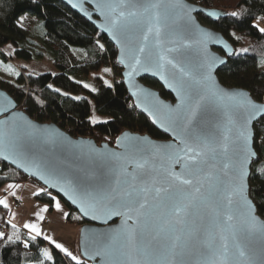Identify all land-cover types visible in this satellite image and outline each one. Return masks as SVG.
<instances>
[{
	"label": "snow or ice",
	"instance_id": "1",
	"mask_svg": "<svg viewBox=\"0 0 264 264\" xmlns=\"http://www.w3.org/2000/svg\"><path fill=\"white\" fill-rule=\"evenodd\" d=\"M97 6L102 11L108 10V22L112 31L119 33L118 39L123 42V47L131 42L137 32L141 34L142 43L138 48L128 49L132 62L125 64L130 70L124 75L136 88L132 95L138 98L153 95L132 84V77L140 70L148 72L153 68V74H159L160 79L177 93L180 103L175 110H170V115L173 124L180 129L177 133L179 144L149 149L145 147L146 142L134 138L125 146L127 156L113 152L101 157L104 166L110 165L113 159L117 162L125 159L134 165L131 173L121 170L122 174L114 173V180L113 176L103 171L74 175L39 159L29 144L37 139L51 143L55 140L50 136L37 138L28 131L31 126L17 121L14 124L16 140L9 145L11 154L24 162L20 165L24 171H28V166L35 167L45 184L50 188L59 187V192L77 205L83 215L91 214L93 219L125 217V227L122 229L94 235L93 258H100L101 264H141L134 256L142 257V264H189L185 259L188 255L201 257L195 264H257V257L259 264H264V229L259 232V249L246 248L237 241L234 244L238 254L236 257L230 254L227 243L217 247L211 237L201 240L199 230L188 233L187 239L177 234L184 231L183 228L178 229L177 225H187L194 215L208 207L213 214V223L230 222L234 212L238 211L245 217L242 235L247 239L255 232V219L251 216L253 205L248 202L245 182L252 163L258 160V153L249 147L255 133L249 131L248 125L257 114L264 118V100L258 104L244 92H232L217 85L213 72L217 65H223L226 61L209 53L207 44L218 41L212 33L192 22L183 12L182 4H166L157 0L145 6L131 0H111ZM149 11L154 23H150L147 31H144L140 17ZM231 15L235 17L237 13L232 12ZM172 16H175L173 24L165 23V27L179 37V47L163 50L160 24ZM256 27L264 33V27ZM224 48L228 55L233 54L227 45ZM165 51L168 54L176 52L179 58H169ZM239 51L246 53L248 50L244 48ZM104 71L108 72L109 69ZM104 83L111 87L108 81ZM84 87L88 88L89 85L85 84ZM216 106L223 107V130L220 131L218 123H210L207 129L197 133L195 128L198 125L194 126L193 121L198 110H214ZM98 122L93 118L92 123ZM152 122L155 124L157 120L153 118ZM117 143H121L119 138ZM3 159L7 161L9 157L5 155ZM156 159L161 161L159 167L154 162ZM12 163H16V160ZM177 167L179 172L175 170ZM223 177H227V180ZM8 187L19 185L10 184ZM40 193H46L55 202V208L60 210L61 205L55 195L45 188L35 194ZM0 204L7 207L4 200H0ZM42 211H48V207L45 206ZM36 215L39 220L44 219L39 213ZM68 215L64 213L65 217ZM128 221H132L130 226ZM12 227L15 228V225ZM23 227L28 230L30 240L34 241L42 235L36 223H25ZM20 239L19 234L5 237V233L0 232V240L5 245L20 242ZM43 239L74 264H84L79 256L52 237L45 235ZM24 247H28L27 242H24ZM42 255L45 260L53 261V256L47 250H43ZM83 255L88 256V251L85 250Z\"/></svg>",
	"mask_w": 264,
	"mask_h": 264
},
{
	"label": "trees",
	"instance_id": "2",
	"mask_svg": "<svg viewBox=\"0 0 264 264\" xmlns=\"http://www.w3.org/2000/svg\"><path fill=\"white\" fill-rule=\"evenodd\" d=\"M187 1L206 9L227 12V16L216 23L198 16L200 23L219 32L235 49L234 56L217 73V77L222 85L245 89L256 101H262L264 33L259 32L255 23L264 18V0ZM232 12H236L237 16L233 17ZM25 13L42 21L44 32L40 49L49 54V61L57 73L37 76L20 73L15 82L0 78V89L15 101L20 110L38 123L57 125L73 138H90L96 143L111 146L124 131L148 135L155 140L167 139L134 108L121 80L116 49L91 24L60 1L0 0V49L12 44L17 58L32 59L28 49L19 48L28 40L27 33L17 23ZM244 48L248 50L246 53L239 51ZM0 57L5 59L1 53ZM104 68L109 69L110 88L100 77L92 78L96 86L94 92L85 88L83 81L72 80L86 79ZM143 83L158 90L165 100H172L155 80L145 78ZM90 101L96 116L105 119L104 122L92 123ZM254 133L258 160L251 166L249 195L258 215L264 220V118L254 125ZM19 183H31L42 188L13 168L0 164V189L6 184ZM34 200L50 207L53 205L46 193L35 195ZM65 206L69 213L65 217L66 223L80 228L84 224L82 219L73 209ZM7 216L8 211L0 206V232H4L5 237L19 234L21 239L9 245L0 240V264H74L69 257L56 250H52L53 261L45 260L42 251L46 243L41 237L30 240L25 231L6 222ZM24 242L28 243L27 248Z\"/></svg>",
	"mask_w": 264,
	"mask_h": 264
},
{
	"label": "water",
	"instance_id": "3",
	"mask_svg": "<svg viewBox=\"0 0 264 264\" xmlns=\"http://www.w3.org/2000/svg\"><path fill=\"white\" fill-rule=\"evenodd\" d=\"M58 1H60L73 13L77 14L80 18L91 24L95 30L105 37L108 43H110L116 49V63L121 68V80L124 88L127 91L128 97L133 103L134 108L147 117L154 128L167 138L166 140H155L148 135H140L130 131H124L117 137L121 143L118 145L116 138L112 146L107 143H96L90 138H73L55 124H41L30 118L26 113L18 108L15 101L5 91L0 89V149H2L0 150V164L11 167L22 174L25 178L36 182L42 188L50 191L69 208L73 209L84 222V224L79 228L77 237V249L80 259L87 264H101L100 258H93L94 235L105 232H114L122 229L125 227V217L113 216L110 219L107 217L93 219L91 214L85 216L79 211L77 205L72 204L67 196H65L62 192H59V187L50 188L49 185L45 184L44 180L40 179V175L35 167L28 166V171H24V167L20 166L24 162L18 157L12 155L9 148L10 143L15 142L16 140L14 124L19 121L20 123L31 126L28 128V131L34 133L37 138L50 136L55 140L54 143H51L45 142L42 139H37L36 141L29 144L32 152L39 159H42L45 162H51L58 168L68 170L74 175H83L86 171L89 173H99L100 171H103L106 175L113 176L114 180V173L122 174L121 170L131 173L134 165L128 163L125 159H121L119 162L113 159L110 165L104 166L101 157L113 152L122 157L127 156L128 153L126 152L125 146L130 142H133L134 138H138L140 141L146 142L145 147L149 149H151L153 146L179 144L177 133L180 132V129L176 128V126L173 124L170 110H175L180 101L177 97V93L173 91L172 88L168 87L164 80L160 79V75L153 74L155 71L154 68L148 72L140 70L132 77V84L143 88L145 92L152 93L153 95H141L139 98L132 95L133 91H136V88L132 87V85L129 83V78L124 75L125 72L130 70L129 68L125 67V64L132 62L130 60V52L128 49L138 48V46L142 43V37L141 34L137 32L131 42L127 43L126 47H123V42L118 39L119 33H114L111 29V25L108 22V10L104 9L102 11L101 8L97 6L102 3L111 2V0ZM131 2H137L147 6L150 3L157 2V0H131ZM159 2L166 4H175L178 2L179 4H182L184 6L183 12L188 14L192 22H194L204 31L212 33L213 37L218 41V43L209 42L207 44V51L209 53L219 57L221 60L226 61V63L223 65H217V68L213 72V79L216 81L217 85L220 88L232 92H244L259 104L260 102L256 101L247 90L242 88L226 87L220 83L217 77V73L222 68H224L228 63V60L234 56L235 49L219 32L200 23L198 16H202L210 22L216 23L220 19L225 18L227 16V12L224 10L206 9L187 0H159ZM73 5L76 6L73 7ZM209 13H214V15H209ZM151 16L152 12L149 11L140 17L141 25L144 31H147L150 23H154V21H151ZM174 20L175 16H172L166 22L163 20L161 21V48L163 50L179 47V37L172 33L169 28L165 27V23L167 25H172ZM173 40H176L177 42L172 43L171 41ZM225 45H227L228 49L233 50L232 55H228L227 49L224 48ZM164 54L168 55L169 58L172 56H177V58H179L176 52L168 54L165 51ZM122 60L124 61L123 63H121ZM165 75H167V73ZM145 78L155 80L163 89V91L172 97V100H165L162 98L158 90L145 85L143 83V79ZM169 83H171L170 80ZM137 105H139V107H137ZM222 112V106H216L214 110H198L197 116L193 121L194 126L198 125V127L195 128V131L199 133L201 129H207L210 123H218L220 125V131H222L223 125L225 123L224 119L222 118ZM6 118L7 122H5ZM153 118L157 120V123L154 124L152 122ZM261 119L263 118L260 116V114H257L253 121L248 125L249 131L254 132V125ZM249 147L252 151L256 152L254 149V139L250 141ZM5 155L9 157L7 161L3 159ZM13 160H16V163H12ZM154 162L156 166L159 167L161 161L156 159ZM217 166L219 167V161H217ZM175 170L179 172L180 169L177 167ZM33 173L36 174L33 175ZM250 174L251 171L249 172L245 182L248 202L253 205L251 216L255 219V232H253L250 237L246 239L242 235V229L245 227V217L241 215L240 212H234L233 220L230 222L215 224L213 223V214L210 207L204 209L202 213L194 215L188 221L187 225H177L178 229H184L183 232H178L177 234L182 235L185 239H187L188 233H191L194 230H199L201 240H207L209 237H211L217 247L223 243H227L230 254L233 257L238 255L234 247V244L237 241H239L241 245L246 246V248L258 250L260 247L259 232L261 229H264V220L258 215L255 203L249 195ZM223 179L227 180V177H223ZM131 224L132 221H128V225L130 226ZM85 250L88 251V256L83 255ZM134 259L141 261V264L143 262L142 257L134 256ZM185 259L189 262V264H195V262L200 260L201 257L199 255H188L185 257ZM257 264H259V257H257Z\"/></svg>",
	"mask_w": 264,
	"mask_h": 264
},
{
	"label": "rangeland",
	"instance_id": "4",
	"mask_svg": "<svg viewBox=\"0 0 264 264\" xmlns=\"http://www.w3.org/2000/svg\"><path fill=\"white\" fill-rule=\"evenodd\" d=\"M17 23L22 29L25 30L28 36L27 42L20 44L19 48L28 49L33 56L30 61L17 58L14 53L15 49L13 45L12 44L5 45L3 48L0 49V53L5 56V59L0 57V78L8 82H15L18 76L20 75V73L34 75V76L44 73H50L52 75H55L57 73V70L50 63L49 54L46 51L44 52L40 49V46L42 45V36L44 32L42 21L30 14L25 13L22 16H20ZM256 25H258L259 27H264V18L257 21L255 23V26ZM104 69H102L97 73L91 74L86 79L72 78V80L79 83H82L81 81H83L84 85L85 84L89 85L88 89L96 90V86L92 78L100 77L103 80V82L106 80L110 84L111 76L108 72H105ZM90 105H91L90 120L92 121L93 118H95L97 121H99L98 123L104 122L105 119L98 118L96 116L92 101H90ZM24 184L25 185H22L20 187L9 188L7 186L5 187V189H0V200H2V197H7L9 204L18 206L16 210L19 211L21 210L23 213L22 215H17L16 217V219H20V222L24 220L23 223L25 224L28 223V219H31L32 221L31 223H36L40 227L41 225H43L41 224V221L39 219L38 220L35 219L37 221H34V219H32L33 217L31 216L32 215L31 206L36 202L33 198V195L34 193H37L40 188L31 183H24ZM17 196L20 198H18ZM57 200L61 205L60 210H57L55 208V202L53 201V206H52L53 220L49 219L46 222L47 224H45L44 227L42 228L44 231H42L41 239L46 243L45 250H47L51 255H52V250L59 251L54 247V245L43 239V236L46 235L52 237L54 241L64 245V247L68 248L69 251H71L73 254L79 256L77 249V237L79 233V227L75 225H70L66 223L65 220H63L65 219L64 213L68 212V209L58 198Z\"/></svg>",
	"mask_w": 264,
	"mask_h": 264
},
{
	"label": "crops",
	"instance_id": "5",
	"mask_svg": "<svg viewBox=\"0 0 264 264\" xmlns=\"http://www.w3.org/2000/svg\"><path fill=\"white\" fill-rule=\"evenodd\" d=\"M8 185H10V184L4 185L1 189H5V187H7ZM11 185H19V187H20V186L25 185V184L24 183H19V184H11ZM13 189H15V188H13ZM35 195L36 194L34 193L33 198H34ZM18 198H20V197H18ZM2 200L6 201V203H7V207H5L3 204H0V206L3 209H5V210L8 211V216H7L6 222L9 225H11V226L12 225H15V228L20 229V230H23V231H25V233L27 235H29L28 230L23 227L24 226V223H23L24 220L22 222H20V219H16L17 215H22L23 214L22 211L21 210L20 211L19 210H16L18 206H15L13 204H9L8 203V200H7V197H2ZM18 205H19V202H18ZM45 206L48 207V211H42V209H44ZM31 208H32L31 209V211H32V215L31 216L33 218L32 217H30V218L34 219V221H37L38 220L37 215H36L37 213H39L40 215H42L44 217L43 220H40L41 221V224H43V225L40 226L41 233H42V231H44L42 228L44 227L45 224H47L46 222L49 219H52L53 220L52 207H50L49 205H46V204H41V203L35 202V204H33L31 206ZM35 219H37V220H35ZM63 220H65V219H63ZM31 222H32L31 219H28V223H31Z\"/></svg>",
	"mask_w": 264,
	"mask_h": 264
},
{
	"label": "built area",
	"instance_id": "6",
	"mask_svg": "<svg viewBox=\"0 0 264 264\" xmlns=\"http://www.w3.org/2000/svg\"><path fill=\"white\" fill-rule=\"evenodd\" d=\"M4 229H5V225L2 226V230H4Z\"/></svg>",
	"mask_w": 264,
	"mask_h": 264
}]
</instances>
